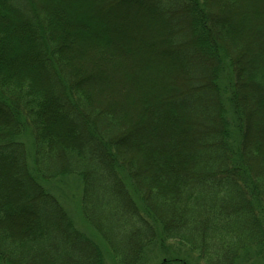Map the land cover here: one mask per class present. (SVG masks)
Masks as SVG:
<instances>
[{"label":"trees","instance_id":"trees-1","mask_svg":"<svg viewBox=\"0 0 264 264\" xmlns=\"http://www.w3.org/2000/svg\"><path fill=\"white\" fill-rule=\"evenodd\" d=\"M80 1L0 0V263H264V0Z\"/></svg>","mask_w":264,"mask_h":264},{"label":"rangeland","instance_id":"rangeland-1","mask_svg":"<svg viewBox=\"0 0 264 264\" xmlns=\"http://www.w3.org/2000/svg\"><path fill=\"white\" fill-rule=\"evenodd\" d=\"M264 5V3H263ZM78 6H80V8H78V10H76L74 13H72L73 17L76 18V20L80 19V16L77 13H80L84 10H86V12H95V10H100V12H104L106 7H100L99 5L96 4L95 1L90 0L88 3L84 4L82 1H80V3L78 4ZM120 6H116L115 9L112 11L113 17L115 18L116 16H121V17H125L126 14H124V12H121L119 10ZM88 10V11H87ZM123 10H126L123 6ZM109 16H104L99 18V21L103 23V25H105L106 27H109L110 29H117V27L119 26V24H115L113 23V21H110V19H108ZM102 20V21H101ZM129 20V19H127ZM131 20L133 22L129 23V26H132L133 29H130L135 35L137 39H140L141 41H147V37L144 33V30L141 31V24L145 25L147 27V31L150 32L151 34L154 35V30L156 28L155 23L157 22L156 20H154L151 16L147 17L146 19L144 17H139L137 15L131 16ZM128 26V27H129ZM150 41V40H148ZM164 43H160L158 45H156V47L160 50L162 48V46ZM157 53V52H155ZM156 55V54H155ZM165 69H162V71H164ZM166 72L168 71L167 69L165 70ZM170 71V70H169ZM168 73V72H167ZM159 76L161 74H158ZM155 83H159L158 87H162L165 88V84L166 81H168L169 83H171L172 81H180L176 84L175 87L171 86L168 88H165L164 90L166 91V94L170 93L171 91L174 90H178L182 87H184L185 85L182 84V79L180 78V76H172L171 79H166L163 83L160 82L159 80H161V78H156L154 76H151ZM182 84V85H181ZM161 85V86H160ZM160 91V90H159ZM158 94V92L152 93L153 96H156ZM82 184L79 180H76L74 178H68L64 181L61 182H57V183H52L49 185V189L50 191L56 195L60 201L62 202V204H64L65 208L71 213V215L73 216L76 225L78 226L79 229L86 231V233H89V235L93 236L94 238L99 240L98 235L95 233V231H93L92 227H89L88 225H86L85 221L83 220V217L81 216V212L79 209V198L81 196V191H82ZM100 241V240H99ZM101 242V241H100ZM103 244V242H101ZM163 243H165V245L160 244V242H158L157 244H154L152 246H150L149 248V257L146 260V264H159L162 259L164 257H167L169 255H172L174 253H170L171 249H174V252L178 253L179 255H186V248L185 247H180V245H178L176 242H172L173 243V247L168 248L171 245V241H164ZM105 252V251H104ZM254 253H256L255 251H252L249 254L248 258L242 259L238 264H262L263 261L261 260L262 257H259L258 259H256V256L253 255ZM106 254V252H105ZM252 256V257H251ZM106 262L108 264H115L113 262V260L111 259L110 256L105 257ZM254 260L253 262H250ZM1 264V263H0ZM264 264V263H263Z\"/></svg>","mask_w":264,"mask_h":264}]
</instances>
